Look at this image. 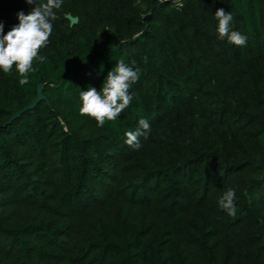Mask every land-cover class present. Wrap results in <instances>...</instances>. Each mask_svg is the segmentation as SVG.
Wrapping results in <instances>:
<instances>
[{
	"label": "trees",
	"instance_id": "obj_1",
	"mask_svg": "<svg viewBox=\"0 0 264 264\" xmlns=\"http://www.w3.org/2000/svg\"><path fill=\"white\" fill-rule=\"evenodd\" d=\"M35 6L0 0L3 34ZM221 8L246 45L218 39ZM55 11L29 83L0 70V264H264V0ZM120 59L141 70L133 99L98 127L80 91H99ZM37 85L44 100L7 124ZM141 118L150 131L133 150ZM228 189L235 217L218 204Z\"/></svg>",
	"mask_w": 264,
	"mask_h": 264
},
{
	"label": "clouds",
	"instance_id": "obj_2",
	"mask_svg": "<svg viewBox=\"0 0 264 264\" xmlns=\"http://www.w3.org/2000/svg\"><path fill=\"white\" fill-rule=\"evenodd\" d=\"M26 2H35L36 6L28 14L18 13V25L7 34H3V24L0 23V70L10 74L15 68L21 86L28 84L30 74L39 70L34 67V63L42 64L47 60L46 56L40 55V50L48 46L53 31L52 22L57 19L55 10H59L63 5V0ZM215 18L218 20V39L236 46L246 45L247 37L230 28L233 20L231 12L226 13L224 9H218ZM132 63L135 64V61ZM140 74L138 67L133 68L123 59L118 60L116 66L107 73L99 91L94 87L80 91V114L94 119L98 127H103L108 121H114L130 105L133 99L130 89L138 81ZM149 131V122L141 118L138 127L126 133V144L133 150H139L142 146L140 138L147 139ZM235 200V190L228 189L220 197L218 204L229 216L235 217Z\"/></svg>",
	"mask_w": 264,
	"mask_h": 264
},
{
	"label": "water",
	"instance_id": "obj_3",
	"mask_svg": "<svg viewBox=\"0 0 264 264\" xmlns=\"http://www.w3.org/2000/svg\"><path fill=\"white\" fill-rule=\"evenodd\" d=\"M66 18L70 21V26L77 24V19L72 18L71 16H66ZM43 87L41 85H37L36 87V99L28 106L24 107L22 110L18 111L17 113L13 114L7 124H10L12 121L17 119L20 115L24 112L33 109L38 103L44 100L42 95Z\"/></svg>",
	"mask_w": 264,
	"mask_h": 264
}]
</instances>
